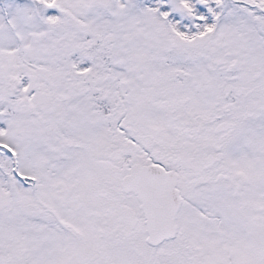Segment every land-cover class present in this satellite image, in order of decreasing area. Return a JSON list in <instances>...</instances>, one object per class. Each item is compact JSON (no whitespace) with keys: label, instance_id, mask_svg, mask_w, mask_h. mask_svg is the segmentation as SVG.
<instances>
[{"label":"snow or ice","instance_id":"obj_1","mask_svg":"<svg viewBox=\"0 0 264 264\" xmlns=\"http://www.w3.org/2000/svg\"><path fill=\"white\" fill-rule=\"evenodd\" d=\"M0 264H264V0H0Z\"/></svg>","mask_w":264,"mask_h":264}]
</instances>
